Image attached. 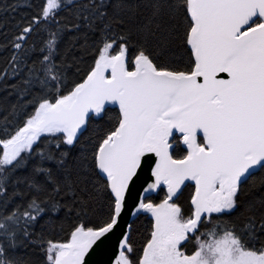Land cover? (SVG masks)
Wrapping results in <instances>:
<instances>
[{
	"label": "snow or ice",
	"instance_id": "snow-or-ice-1",
	"mask_svg": "<svg viewBox=\"0 0 264 264\" xmlns=\"http://www.w3.org/2000/svg\"><path fill=\"white\" fill-rule=\"evenodd\" d=\"M28 7L0 41V264H264V0Z\"/></svg>",
	"mask_w": 264,
	"mask_h": 264
},
{
	"label": "trees",
	"instance_id": "trees-1",
	"mask_svg": "<svg viewBox=\"0 0 264 264\" xmlns=\"http://www.w3.org/2000/svg\"><path fill=\"white\" fill-rule=\"evenodd\" d=\"M16 0H0V5L5 3H15ZM35 3L36 0H20V6L17 7L16 11L13 12L8 10L7 12L0 11V24L6 25V29H0V41L6 39L5 31H7L8 35H11L12 26L15 24L16 21L21 19V17L31 11L28 7L29 3ZM4 65V54L0 53V67ZM10 102L9 98H6V94L0 90V105H7ZM190 189L185 190V198H187L188 192Z\"/></svg>",
	"mask_w": 264,
	"mask_h": 264
}]
</instances>
